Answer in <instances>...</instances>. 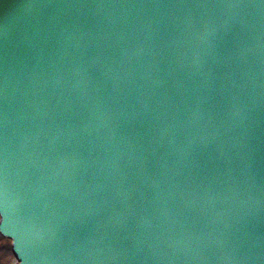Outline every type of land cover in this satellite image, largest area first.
<instances>
[{"label":"water","instance_id":"obj_1","mask_svg":"<svg viewBox=\"0 0 264 264\" xmlns=\"http://www.w3.org/2000/svg\"><path fill=\"white\" fill-rule=\"evenodd\" d=\"M0 235L15 264H264V3L2 0Z\"/></svg>","mask_w":264,"mask_h":264},{"label":"rangeland","instance_id":"obj_2","mask_svg":"<svg viewBox=\"0 0 264 264\" xmlns=\"http://www.w3.org/2000/svg\"><path fill=\"white\" fill-rule=\"evenodd\" d=\"M0 246L3 247L1 249V253L6 260L7 264H15L14 257L11 252V240L7 236L0 235Z\"/></svg>","mask_w":264,"mask_h":264},{"label":"bare ground","instance_id":"obj_3","mask_svg":"<svg viewBox=\"0 0 264 264\" xmlns=\"http://www.w3.org/2000/svg\"><path fill=\"white\" fill-rule=\"evenodd\" d=\"M1 249H3L2 246H0V264H7L5 258L3 257L2 253H1Z\"/></svg>","mask_w":264,"mask_h":264},{"label":"snow or ice","instance_id":"obj_4","mask_svg":"<svg viewBox=\"0 0 264 264\" xmlns=\"http://www.w3.org/2000/svg\"><path fill=\"white\" fill-rule=\"evenodd\" d=\"M0 2H2V0H0ZM261 3H264V0H261Z\"/></svg>","mask_w":264,"mask_h":264}]
</instances>
